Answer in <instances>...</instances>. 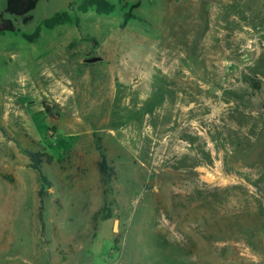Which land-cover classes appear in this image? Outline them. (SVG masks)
I'll return each mask as SVG.
<instances>
[{"label":"rangeland","instance_id":"1","mask_svg":"<svg viewBox=\"0 0 264 264\" xmlns=\"http://www.w3.org/2000/svg\"><path fill=\"white\" fill-rule=\"evenodd\" d=\"M83 1L0 0V264H264V0Z\"/></svg>","mask_w":264,"mask_h":264},{"label":"trees","instance_id":"2","mask_svg":"<svg viewBox=\"0 0 264 264\" xmlns=\"http://www.w3.org/2000/svg\"><path fill=\"white\" fill-rule=\"evenodd\" d=\"M39 0H6V7L5 12L21 16L22 21L27 23L31 20L32 16L29 14L32 10L35 9ZM122 2V1H121ZM83 10H86L87 7L95 5L96 11L98 14H105L111 15L115 11V5L110 3L107 0H85L83 1ZM81 5V6H82ZM140 5L139 1L136 2H123L121 4V10L123 12L122 20L120 23V27L126 26L131 21L135 20L136 17L132 14V10L138 8ZM125 7H127V11H124ZM1 17L0 23V31H13L14 24L10 19H4ZM68 21V18H60V14L55 13L51 17H48L43 20V25L46 28H53L55 25L59 23H64ZM40 27L37 28L36 32H38ZM31 39V38H29ZM257 85L254 88H257ZM43 109L46 114L52 115L53 107L49 105L46 101L42 102ZM24 152L29 157L30 163L29 166L36 171L37 175L40 179V186L37 192V196L40 202V210L42 208L44 199L48 196V188L51 187L53 184L48 176L42 170V164L45 162L50 163L52 156H48L47 153L32 150V149H25ZM46 156V158H45ZM98 169L100 173V182L102 185L107 184L112 177L115 175V168L113 165H110L105 158H102L98 161Z\"/></svg>","mask_w":264,"mask_h":264},{"label":"water","instance_id":"3","mask_svg":"<svg viewBox=\"0 0 264 264\" xmlns=\"http://www.w3.org/2000/svg\"><path fill=\"white\" fill-rule=\"evenodd\" d=\"M101 58L99 56H93V57H87L85 59V62L86 63H93V62H96L98 60H100ZM114 229H115V226H114Z\"/></svg>","mask_w":264,"mask_h":264}]
</instances>
